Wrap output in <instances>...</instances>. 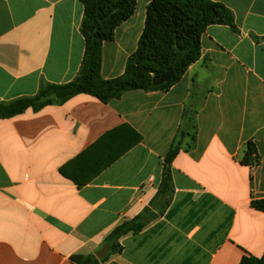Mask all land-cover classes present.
I'll use <instances>...</instances> for the list:
<instances>
[{"label":"crops","instance_id":"obj_1","mask_svg":"<svg viewBox=\"0 0 264 264\" xmlns=\"http://www.w3.org/2000/svg\"><path fill=\"white\" fill-rule=\"evenodd\" d=\"M153 0L103 46L102 77L125 74ZM238 31L213 25L202 57L167 91H131L103 103L63 105L0 121V264H72L158 193L163 162L185 115L197 126L172 165L171 206L103 264H240L264 255V0H211ZM81 0H0V102L76 79L85 55ZM128 125L142 142L79 188L60 170L108 132ZM193 132V130H192ZM249 145L255 153L244 159ZM96 256V255H95Z\"/></svg>","mask_w":264,"mask_h":264},{"label":"trees","instance_id":"obj_2","mask_svg":"<svg viewBox=\"0 0 264 264\" xmlns=\"http://www.w3.org/2000/svg\"><path fill=\"white\" fill-rule=\"evenodd\" d=\"M137 1L81 0L85 9L81 24L85 55L76 79L61 85L43 84L35 96L0 102V121L18 117L29 109L38 113L50 106L63 105L82 94L109 103L131 91H167L202 57L201 40L208 27L226 25L238 31L233 12L221 3L211 0H153L147 8L146 25L138 49L129 58L125 74L105 80L101 74L103 46L113 41L116 29L134 15ZM170 69L174 70L171 81L155 86L154 79ZM196 134L193 116L185 115L177 140L164 158L162 182L149 206L135 218L124 221L112 230L104 243L111 246L106 258L77 254L71 257L72 264L107 262L112 255L123 251L122 238L141 233L165 214L175 193L173 162L181 151L182 140L189 136L195 142ZM142 140V136L130 126H120L68 162L60 172L77 187H85ZM254 153L253 146L249 145L244 162L251 163ZM254 206L264 210V202L254 203ZM240 264H264V255L262 258L246 256Z\"/></svg>","mask_w":264,"mask_h":264},{"label":"water","instance_id":"obj_3","mask_svg":"<svg viewBox=\"0 0 264 264\" xmlns=\"http://www.w3.org/2000/svg\"><path fill=\"white\" fill-rule=\"evenodd\" d=\"M174 74V70L170 69L166 74L161 77L155 78L153 83L155 86H162L171 81ZM111 250L110 244H105L101 250H99L95 255L98 259L106 258Z\"/></svg>","mask_w":264,"mask_h":264}]
</instances>
